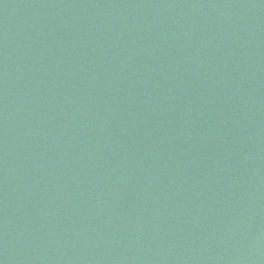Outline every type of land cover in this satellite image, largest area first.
<instances>
[{
  "label": "water",
  "instance_id": "water-1",
  "mask_svg": "<svg viewBox=\"0 0 264 264\" xmlns=\"http://www.w3.org/2000/svg\"><path fill=\"white\" fill-rule=\"evenodd\" d=\"M0 264H264V0H0Z\"/></svg>",
  "mask_w": 264,
  "mask_h": 264
}]
</instances>
